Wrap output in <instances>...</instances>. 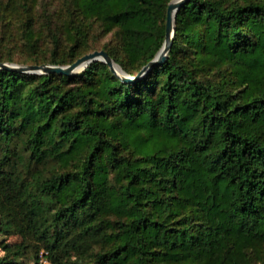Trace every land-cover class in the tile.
Returning <instances> with one entry per match:
<instances>
[{
    "label": "trees",
    "instance_id": "obj_1",
    "mask_svg": "<svg viewBox=\"0 0 264 264\" xmlns=\"http://www.w3.org/2000/svg\"><path fill=\"white\" fill-rule=\"evenodd\" d=\"M169 2L0 0V62L99 49L134 76ZM174 27L134 81L0 68V235L22 240L0 264H264V0H186Z\"/></svg>",
    "mask_w": 264,
    "mask_h": 264
},
{
    "label": "water",
    "instance_id": "obj_2",
    "mask_svg": "<svg viewBox=\"0 0 264 264\" xmlns=\"http://www.w3.org/2000/svg\"><path fill=\"white\" fill-rule=\"evenodd\" d=\"M186 0H170L167 6L166 15V33L165 39L162 46L156 55L148 61L138 73L134 76L127 74L122 68L116 64L112 58H110L103 50L93 51L88 53L71 64L67 65H51V64H40V65H15L6 62H0V68L4 69H14L22 72L30 73H47V72H58L65 75L73 74L83 67H85L89 62L95 60H102L110 67V69L122 80V81H134L142 77L148 70L157 64H161L167 58L168 49L172 43V38L175 32L174 27V17L178 7L184 3Z\"/></svg>",
    "mask_w": 264,
    "mask_h": 264
},
{
    "label": "rangeland",
    "instance_id": "obj_3",
    "mask_svg": "<svg viewBox=\"0 0 264 264\" xmlns=\"http://www.w3.org/2000/svg\"><path fill=\"white\" fill-rule=\"evenodd\" d=\"M109 40H110L109 34L105 37L99 38L98 40L96 37H94L93 38V43H94L93 45L96 48H100L101 45H103L105 42H107ZM13 57H14L13 58L14 61H11V62L5 61V62L15 64V65H24V66L28 65V64L22 62V59H24L26 57V54L24 52L15 51L13 54ZM21 241H22L21 238L18 237L17 235H9V236L0 235V243L10 244V246L12 248L18 247L19 244L21 243ZM91 242L92 241L90 239H88V240H83L82 242H80V244L84 247H87ZM41 253L42 252H40V254H39L40 256H41ZM2 254H3V250L0 248V255H2ZM72 258H74V257H72ZM20 259L22 260L23 264H35L33 257L31 255L23 256ZM38 264H44V263L39 262Z\"/></svg>",
    "mask_w": 264,
    "mask_h": 264
},
{
    "label": "built area",
    "instance_id": "obj_4",
    "mask_svg": "<svg viewBox=\"0 0 264 264\" xmlns=\"http://www.w3.org/2000/svg\"><path fill=\"white\" fill-rule=\"evenodd\" d=\"M46 254H47L46 251L41 253V256H40V259H39L40 263L50 264V262L48 261V259L45 256Z\"/></svg>",
    "mask_w": 264,
    "mask_h": 264
}]
</instances>
